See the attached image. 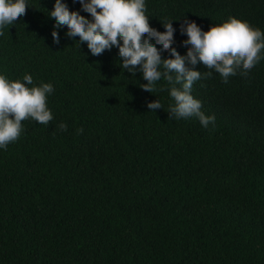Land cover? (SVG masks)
Wrapping results in <instances>:
<instances>
[{
	"label": "trees",
	"instance_id": "16d2710c",
	"mask_svg": "<svg viewBox=\"0 0 264 264\" xmlns=\"http://www.w3.org/2000/svg\"><path fill=\"white\" fill-rule=\"evenodd\" d=\"M63 2L90 19L79 0ZM28 4L0 35V74L51 83L53 120L22 121L0 150V264H264V60L227 83L187 65L202 73L191 94L216 118L204 128L171 117L168 82L145 91L116 47L93 56L66 26L54 44V0ZM146 15L160 32L174 20L181 55L187 21L264 31V0H146Z\"/></svg>",
	"mask_w": 264,
	"mask_h": 264
},
{
	"label": "clouds",
	"instance_id": "9594fccd",
	"mask_svg": "<svg viewBox=\"0 0 264 264\" xmlns=\"http://www.w3.org/2000/svg\"><path fill=\"white\" fill-rule=\"evenodd\" d=\"M79 4L90 19L78 11H70L63 0H54L53 9L48 12L55 20L51 32L54 44L60 42L58 30L66 26L65 35L79 37L77 43H85L93 56L116 47L121 57L120 68L132 76L139 71L146 81L142 84L145 91L152 93L161 79L168 82L169 95L174 100L169 106L171 117H196L204 128L214 124L216 118L201 111V101L191 94L193 84L202 78V73L187 65L202 63L227 83L238 70L241 75H247L264 60V31L245 20L229 17L207 31L187 21L180 26V32L187 36L182 44L190 47L181 55L172 46L176 32L172 26L174 20L162 24L163 32L150 27L146 0H79ZM28 7V0H0V35L6 26L9 28L23 16ZM164 51L170 53V58H162ZM204 75L211 76L212 72ZM53 92L51 83L34 85L31 74H24L22 81H12L0 74V150H6L20 137L22 121L31 118L48 125L53 120L47 106L48 96ZM147 108L154 112L162 109V105L156 99L147 103ZM58 128L67 131V124L61 122Z\"/></svg>",
	"mask_w": 264,
	"mask_h": 264
}]
</instances>
